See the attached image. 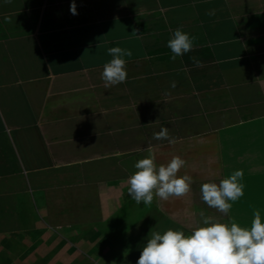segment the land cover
<instances>
[{
  "label": "crops",
  "instance_id": "crops-1",
  "mask_svg": "<svg viewBox=\"0 0 264 264\" xmlns=\"http://www.w3.org/2000/svg\"><path fill=\"white\" fill-rule=\"evenodd\" d=\"M71 3L0 0V264H36L38 248L46 264L56 243L80 264H136L150 231L189 234L201 211L250 227L264 213V0ZM177 28L194 47L172 60ZM117 46L128 78L106 86ZM162 128L175 143L154 138ZM150 147L157 166L185 161L188 193L128 195ZM235 170L244 196L226 215L201 185Z\"/></svg>",
  "mask_w": 264,
  "mask_h": 264
},
{
  "label": "clouds",
  "instance_id": "clouds-1",
  "mask_svg": "<svg viewBox=\"0 0 264 264\" xmlns=\"http://www.w3.org/2000/svg\"><path fill=\"white\" fill-rule=\"evenodd\" d=\"M70 12L78 14L75 0H72ZM194 39L182 29H175L167 41L171 59L190 52ZM107 53L112 59L104 64L101 78L106 86L124 83L128 78L126 58L132 56L131 50L117 46L108 48ZM191 59L199 66V60ZM154 138L175 143L166 128L155 133ZM147 151L148 156L135 163L137 171L127 181L128 195L137 204L150 205L154 196L168 200L190 191L192 178L177 175L184 160L173 157L167 165L157 166L153 149L150 147ZM243 178V170H235L222 179L219 186L216 183L202 184L203 201L227 215L233 204L244 196ZM199 217L197 226L189 234L180 229H168L163 233L150 231L136 264H264V213L261 209L253 211L250 227H242L231 218L228 223H223L203 211Z\"/></svg>",
  "mask_w": 264,
  "mask_h": 264
},
{
  "label": "rangeland",
  "instance_id": "rangeland-1",
  "mask_svg": "<svg viewBox=\"0 0 264 264\" xmlns=\"http://www.w3.org/2000/svg\"><path fill=\"white\" fill-rule=\"evenodd\" d=\"M110 90V89H109ZM57 245L54 247V248H52V249H48L47 250V255H46V259H48L49 258V255H50V259H49V261L46 263V264H80V263H78L79 261L77 260V257H75V255L74 254H72V256H71V258H68V259H70V261L69 262H67V260L68 259H64V253H65V251H66V249H64V248H62V247H60V245H58V243H56ZM115 251H116V248L114 249ZM44 248H38L36 251H35V253L36 254H34L36 257H40V256H42L41 257V259H40V261H38L36 264H45L44 263V261L42 260V259H44V257L43 256H45V254H44ZM116 254H117V252H115ZM43 254V255H42ZM65 254H67V253H65ZM8 255H9V257H10V259H13V256L10 254V253H8ZM34 256H31V258H33ZM36 257H34V258H36ZM122 257V256H121ZM120 257V258H121ZM136 257H138V256H136ZM30 258V259H31ZM125 258V256H123L122 257V259H118V258H114L113 257V259H112V263L109 261V257H107L106 259H107V263L108 264H114V262H116V264H119V261H121V260H123ZM16 259V258H15ZM24 258H22V259H19V258H17L15 261H13V262H11V263H9V264H28V263H26V261L25 260H23ZM29 259V260H30ZM76 261V262H75ZM107 263H105V264H107ZM1 264H6V263H1ZM121 264V263H120Z\"/></svg>",
  "mask_w": 264,
  "mask_h": 264
}]
</instances>
